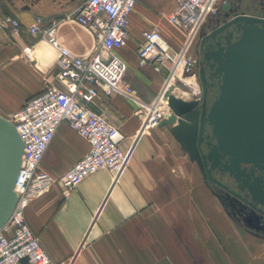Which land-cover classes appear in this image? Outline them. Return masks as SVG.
<instances>
[{"label": "crops", "instance_id": "obj_1", "mask_svg": "<svg viewBox=\"0 0 264 264\" xmlns=\"http://www.w3.org/2000/svg\"><path fill=\"white\" fill-rule=\"evenodd\" d=\"M84 1L0 0V15L24 25L37 16L44 26L54 22L60 42L86 56L94 48V36L74 19ZM162 1L175 6L173 0ZM223 1L248 14L264 13V0H222L221 13ZM160 2L138 0L129 15L127 43L117 50L127 66L123 83L134 89L140 103L114 93L89 105L124 134V169H98L62 195L57 179L89 149L66 122L60 123L40 160L39 170L55 180L31 198L25 219L56 264H264V233L226 214L169 126L144 129V112L168 69L138 65L142 32L157 27L176 48L186 36L182 29L181 38H172L181 28L158 14ZM29 44L33 59L23 54ZM56 69V54L40 35L0 30V115L10 118L26 99L53 83ZM185 94L190 93L180 92Z\"/></svg>", "mask_w": 264, "mask_h": 264}, {"label": "built area", "instance_id": "obj_2", "mask_svg": "<svg viewBox=\"0 0 264 264\" xmlns=\"http://www.w3.org/2000/svg\"><path fill=\"white\" fill-rule=\"evenodd\" d=\"M169 21L185 30V41L174 47L161 31L151 28L142 32V41L136 50L139 66L151 64L155 71L166 65L168 73L155 100L144 112V129L160 124L170 108L168 97L178 81L201 99V86L196 67L198 59L188 54L193 38L201 31L207 19L214 15L218 0H173ZM138 0H85L76 10L75 21L94 36L95 45L86 55H78L63 45L57 36V24H42L40 16L24 25L18 18L0 15V30L13 35L27 33L40 35L56 54L54 82L40 93L26 99L10 116L23 140L21 163L14 183L17 200L6 223L0 228V264H56L38 235L25 219V209L31 198L55 179L39 170L40 160L58 126L66 122L83 137L88 151L78 158L58 180L62 195H67L88 175L98 169L121 171L127 163L121 144L125 139L120 129L107 117L89 105L100 95L120 93L140 103L134 89L123 83L126 62L117 54L128 39V19ZM226 1H223L225 4ZM33 44L23 48L24 57L33 59ZM194 77L191 81L190 77ZM181 98L179 95H175Z\"/></svg>", "mask_w": 264, "mask_h": 264}, {"label": "water", "instance_id": "obj_3", "mask_svg": "<svg viewBox=\"0 0 264 264\" xmlns=\"http://www.w3.org/2000/svg\"><path fill=\"white\" fill-rule=\"evenodd\" d=\"M222 11L221 20H215L210 31L200 33L201 99L185 101L170 95V110L160 124L169 126L170 133L198 164L207 185L216 181L211 169L219 158L227 157L224 170L242 183L239 187L246 190L245 203L264 216V185L255 177L248 178L251 171L240 170L241 164H251L264 177V13L248 14L231 3H225ZM208 39L216 48H203ZM203 63L220 82L219 95L209 107ZM210 135L214 141L206 140ZM23 147L14 123L0 115V228L17 200L14 183ZM21 264H28L27 258L21 259Z\"/></svg>", "mask_w": 264, "mask_h": 264}, {"label": "flooded vegetation", "instance_id": "obj_4", "mask_svg": "<svg viewBox=\"0 0 264 264\" xmlns=\"http://www.w3.org/2000/svg\"><path fill=\"white\" fill-rule=\"evenodd\" d=\"M224 13H221L217 10V12L212 15L215 16L214 20L210 21V25L208 29H205L204 26H202L200 33L203 31H210L212 26L214 25V21L221 20ZM228 29H226L227 31ZM236 35V34H234ZM200 41V40H199ZM223 42V41H222ZM205 47H211L216 48L214 41L212 39H208L205 43L203 48ZM198 51L200 52V58L198 59V64L196 67V71L198 74V69L200 67V60H201V51L199 49L198 44ZM205 75L207 77V106L209 107L211 103L217 98L219 95V78L214 77L210 75L211 71L206 65V63H203ZM209 128L207 127V132H209ZM208 141H214L212 136L210 135ZM202 149L203 151H206L207 146L202 143ZM227 157H221L218 160L217 165L211 169V175L213 178L216 179V181H208L210 189L217 195L220 202L222 203L224 209L228 212V214L233 217L236 221L244 225L245 227H248L250 229L256 230L258 232L264 233V216L257 211L255 208L250 207L247 205L244 201L246 190L240 189L239 185L242 184L239 181H235L227 171L224 170V163L226 162ZM240 170H245V173L250 174V177L248 178H257V180L264 185V177L260 174V171L257 170L256 167H252L251 164H241ZM241 174V173H240ZM245 175H241V178H246ZM230 191H233L232 194ZM248 206V207H247ZM261 209L264 210V207H261Z\"/></svg>", "mask_w": 264, "mask_h": 264}, {"label": "rangeland", "instance_id": "obj_5", "mask_svg": "<svg viewBox=\"0 0 264 264\" xmlns=\"http://www.w3.org/2000/svg\"><path fill=\"white\" fill-rule=\"evenodd\" d=\"M221 1L222 0H218L217 2H216V7L218 8L221 4ZM160 10H159V12H158V14L160 15V16H162L163 18H165L166 19V16L168 15L167 13H166V11L168 12V10H172L173 8H172V4H170V3H167V2H163L162 0H161V2H160ZM219 9V8H218ZM167 20H168V22L169 23H171L170 21H169V19L167 18ZM210 21L208 20L207 21V23L205 24H203V26H204V28L205 29H208V27H209V25H210V23H209ZM172 24V23H171ZM173 25V24H172ZM184 30V29H183ZM182 34H183V32H182V28H181V30L179 29L177 32H175V33H173L172 34V38L174 39V40H178L179 38H181V36H182ZM184 37V41H185V36H183ZM199 40H200V34L198 33L194 38H193V40H192V44L190 45V48H189V50H188V54H190V55H192L194 58H196V59H199L200 58V52L198 51V44H199ZM186 90L187 89H185L184 87H181V85L179 84V82L178 81H176L175 82V87L173 88V93L171 92L170 93V95L171 96H175V95H180V92H184V93H186ZM188 91V90H187ZM189 95L187 96L186 94L184 95V96H181L182 97V99H184V100H191V99H194V96L192 95V93L189 91ZM9 119V118H8ZM214 195H215V197H216V200H218V202L220 203V205L223 207V205H222V203L220 202V200H219V198L217 197V195L214 193ZM223 209H224V207H223ZM224 211L226 212V214L228 215V216H230L229 214H228V212L224 209ZM231 217V216H230Z\"/></svg>", "mask_w": 264, "mask_h": 264}, {"label": "bare ground", "instance_id": "obj_6", "mask_svg": "<svg viewBox=\"0 0 264 264\" xmlns=\"http://www.w3.org/2000/svg\"><path fill=\"white\" fill-rule=\"evenodd\" d=\"M186 101V100H185ZM8 119V118H7ZM248 207V206H247Z\"/></svg>", "mask_w": 264, "mask_h": 264}]
</instances>
